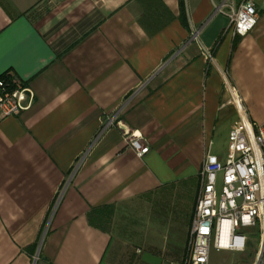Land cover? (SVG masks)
Here are the masks:
<instances>
[{
  "label": "crops",
  "instance_id": "1",
  "mask_svg": "<svg viewBox=\"0 0 264 264\" xmlns=\"http://www.w3.org/2000/svg\"><path fill=\"white\" fill-rule=\"evenodd\" d=\"M224 1L0 0V78L34 93L0 119V264H182L231 93L264 122V0L244 35Z\"/></svg>",
  "mask_w": 264,
  "mask_h": 264
},
{
  "label": "built area",
  "instance_id": "2",
  "mask_svg": "<svg viewBox=\"0 0 264 264\" xmlns=\"http://www.w3.org/2000/svg\"><path fill=\"white\" fill-rule=\"evenodd\" d=\"M219 10L227 15L233 35L246 34L258 21L254 0H239L236 6L235 0H225ZM231 95L227 104L235 106L238 119L222 158L205 150L182 264H210L211 249L244 251L247 237L242 231L247 228L258 234L256 264H264V122L253 124L237 93ZM33 101L32 89L16 76L0 78V119L19 115ZM125 135L138 156L148 152L135 133L125 130Z\"/></svg>",
  "mask_w": 264,
  "mask_h": 264
},
{
  "label": "rangeland",
  "instance_id": "3",
  "mask_svg": "<svg viewBox=\"0 0 264 264\" xmlns=\"http://www.w3.org/2000/svg\"><path fill=\"white\" fill-rule=\"evenodd\" d=\"M247 237L245 250L235 252L229 250L210 251L211 264H256L258 251V234L255 229L247 228L242 231Z\"/></svg>",
  "mask_w": 264,
  "mask_h": 264
},
{
  "label": "trees",
  "instance_id": "4",
  "mask_svg": "<svg viewBox=\"0 0 264 264\" xmlns=\"http://www.w3.org/2000/svg\"><path fill=\"white\" fill-rule=\"evenodd\" d=\"M104 216L106 217V219H109L111 216V209H106L104 210Z\"/></svg>",
  "mask_w": 264,
  "mask_h": 264
}]
</instances>
